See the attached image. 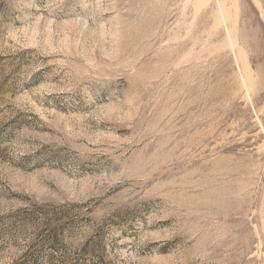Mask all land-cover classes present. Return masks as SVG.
Segmentation results:
<instances>
[{
  "label": "rangeland",
  "instance_id": "1",
  "mask_svg": "<svg viewBox=\"0 0 264 264\" xmlns=\"http://www.w3.org/2000/svg\"><path fill=\"white\" fill-rule=\"evenodd\" d=\"M0 264H264V0H0Z\"/></svg>",
  "mask_w": 264,
  "mask_h": 264
}]
</instances>
